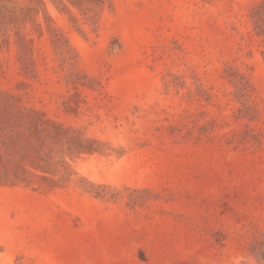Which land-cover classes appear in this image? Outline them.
<instances>
[{
  "label": "rangeland",
  "instance_id": "rangeland-1",
  "mask_svg": "<svg viewBox=\"0 0 264 264\" xmlns=\"http://www.w3.org/2000/svg\"><path fill=\"white\" fill-rule=\"evenodd\" d=\"M0 264H264V0H0Z\"/></svg>",
  "mask_w": 264,
  "mask_h": 264
}]
</instances>
